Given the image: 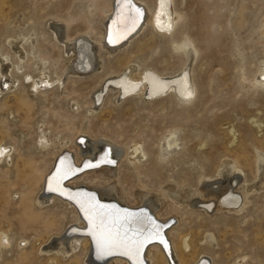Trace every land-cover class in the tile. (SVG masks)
<instances>
[{"label": "rangeland", "instance_id": "374dc122", "mask_svg": "<svg viewBox=\"0 0 264 264\" xmlns=\"http://www.w3.org/2000/svg\"><path fill=\"white\" fill-rule=\"evenodd\" d=\"M175 1L182 15L172 37L153 36L148 25L114 54L100 46L99 62L92 70H79L67 75L62 84L33 92L21 75H38V57L46 59L44 71L50 77L71 64L72 54L53 39L51 26H62L70 42L85 36L100 45L110 0H0V52L8 53L15 63L18 56L8 41L30 31L35 35L32 50L29 40L23 44L27 54L23 70H12L18 80L16 87L0 95V142L13 148L10 161H0V234L11 238L10 246L0 250V264H86L83 249L80 257L68 258L42 252L75 223L71 222L73 213L57 199L39 210L33 204L59 155L57 136L71 138L77 129L83 132L80 136L88 132L90 139L106 137L123 150L114 160L118 188L130 204L136 201L138 186L164 197L161 214L175 218L171 229L175 243L185 234L191 241L187 253L192 256L185 258L186 264L198 256L210 260L212 256L220 264H233L241 257H245L241 264H264V189L247 195L238 213L215 207L204 211L201 196H196L195 206L178 205L167 196L169 186L183 191L200 188L202 179L215 181L226 158L244 170L248 181L255 177L256 153H264V88L252 80L262 60L264 0ZM183 38L190 40L197 54L192 65L197 87L194 103L177 104L173 96L157 104L138 97L117 103L116 91L110 90L96 110L87 114L102 80L123 68L114 63L119 55H131L129 60L133 58L141 69L154 66L169 76L185 61L169 44ZM72 100L79 108L72 109ZM171 129L178 131L179 145L167 149L165 137ZM41 130L52 140L47 149L36 145ZM201 141L205 142L202 147L198 145ZM136 142L146 156L135 165L127 155ZM90 179L99 186L111 182L102 173L89 174L84 180ZM242 187L243 183L236 184L237 192L242 193ZM208 233L216 236L215 246L203 242ZM20 237L28 244L18 246L15 240ZM105 263L118 264V260Z\"/></svg>", "mask_w": 264, "mask_h": 264}, {"label": "bare ground", "instance_id": "6f19581e", "mask_svg": "<svg viewBox=\"0 0 264 264\" xmlns=\"http://www.w3.org/2000/svg\"><path fill=\"white\" fill-rule=\"evenodd\" d=\"M175 2V0H151V2L148 3L146 0H132V3L137 8L141 9L142 16L135 30L129 32L123 39L118 40L116 43L108 42V31L109 26L112 25V21L117 14V0H110L109 2L105 17V29L100 45L92 43L89 38L85 36L70 42L65 36L62 26L52 25L51 30L53 39L61 41V43L64 44L66 52L72 54L71 64L61 73H57L55 70V76L50 77L48 73L44 71L46 59L40 56L37 60L39 69L38 75L33 76L27 72H23L21 80L30 82V87L33 92L41 88H46L47 86L62 84L67 75L78 74L81 70L88 71L95 68L99 62L98 51L100 46L105 47L109 54H114L125 48L130 43L131 39L148 25L151 28V35L162 38L172 37L182 15L181 12L176 9ZM16 25L20 28L23 27L21 23H17ZM262 28L264 33V19L262 21ZM34 37L35 35L30 31L25 36L20 35L18 38H13L8 41L10 49L18 56L15 63L10 61L8 53L0 52V95L16 87L18 80L12 74V70L17 72L23 70V61L27 55L23 44L29 40L30 45H28V47L32 50L33 46H35ZM169 45L173 51L184 55L185 61L180 70L172 75L165 76L162 72L163 70L147 65V67L141 69V65L136 63L137 61H131L133 58L129 60L131 55L125 57L121 54L114 63H116L118 68L121 66H123V68L121 70L118 69L115 75L106 77L102 80L98 89L92 95L93 102L88 108L87 114H89V110L90 112L96 110V105L102 102L105 94L110 90L116 91L117 98L114 102L117 103L125 99L138 97L142 101L148 102V104H157L173 96L178 101L177 104H192L196 99L197 88L192 77V65L196 59V50L190 40L184 38L173 40ZM155 51H157V49ZM163 61L165 62V60ZM52 65L55 67L56 63L53 62ZM116 66L114 69L117 68ZM255 74L252 84L260 86V89L264 88V44H262V60ZM71 107L72 109L79 108V103L76 100H72ZM108 114L109 117H112L111 112ZM79 132H82L81 129H77L71 138H61L57 136L55 141V145H57L56 148L59 150V155H56L58 159L55 158L52 172L55 171L61 158L65 159V163H70L74 169H79L62 182V187L66 189L68 193H92L100 203L115 205L119 209H122L121 207L127 208L130 209L128 210L129 212L139 213L143 210L157 224L161 225V235L165 241L168 240L170 243L168 248V245L165 247L160 240H148L144 244L143 251L141 252L143 264H172L171 261L175 264H186L185 258L192 256V253H187L189 249L191 251V241L188 239V235L185 234L181 236L180 243L176 244L172 236L173 231L171 229L173 227L166 230V224H168L171 219L175 218L170 216L165 217L161 214L164 197L152 194L151 191L144 186H138L135 193L136 201L134 204H130L125 197L122 196L119 190L120 188H118V167L116 166L117 164L115 165V160L124 153L123 150L116 146L115 142L109 138L105 137L104 140H94L95 138L90 139L86 134L88 132H84L82 136L79 135ZM177 132L176 129H171L169 133L167 132L168 135L165 137V147L167 149H172L179 145ZM51 143L52 140L48 133L44 130L39 131L36 145L40 149H47ZM204 144L205 142L201 141L198 145L202 147ZM12 149L11 145L0 142V161H10ZM105 152H107V159L114 161V163L101 162L94 165L93 163H97V161L104 156ZM200 153L202 154V152ZM256 154V174L254 173L255 177L251 181L246 179L244 170H242L234 160L226 158L220 165L218 178L216 180L214 179L215 181L211 182L202 179L200 181V188L183 191L177 190L174 186H169L167 188V196L176 204L186 206H195L198 202L197 197L201 196L202 199L199 197L201 199L199 203L204 205L202 208L204 211H208L215 207V209L218 210L238 213L242 210V205L245 203L243 200L246 199L247 195L264 189V153L258 150ZM145 156V152L139 142L129 147L127 157L131 164H138ZM86 161L90 162L93 166L85 168L84 163ZM51 170L48 176L52 174ZM94 173H102L107 179L110 178L111 182L107 185L105 184V186H99L95 181V183L93 182V179H90V181L84 180L86 176ZM48 176H45L43 179L42 194L33 203L34 206L36 205L35 208L39 210L48 202L57 199L64 203L70 213H73V220L71 222L75 224L71 226V231L68 229L66 232L67 234L54 239L52 242L48 243V245L44 246L42 252L45 251L49 255L68 258L74 255L79 256L83 249L87 255V258L86 256L84 257L86 264H106L105 262L110 259L112 260V258H117L118 264H132L129 257L123 255L121 252H112L109 255L102 256L97 254L95 241L87 231L88 222L84 218V214L80 211L79 205L75 200L69 199L68 195H61L57 191L49 190L47 183ZM70 180L72 181L70 182ZM242 183V193H239L237 192L236 184L240 185ZM31 203L32 202L29 204L31 205ZM32 209L34 210V207ZM41 219L43 220L42 215ZM40 231L42 230H39V235ZM10 239L6 233L3 232L0 234V250L10 246ZM15 241L18 246L21 244H28V240L21 237L17 238ZM203 242L206 245L215 246L217 239L214 234L208 233ZM168 254L171 255V258ZM210 258L211 260L198 256L191 261V264H220L215 261L214 257L210 256ZM104 259L105 261H103ZM244 260L245 257L237 258L233 261V264H241Z\"/></svg>", "mask_w": 264, "mask_h": 264}, {"label": "snow or ice", "instance_id": "6c2138e0", "mask_svg": "<svg viewBox=\"0 0 264 264\" xmlns=\"http://www.w3.org/2000/svg\"><path fill=\"white\" fill-rule=\"evenodd\" d=\"M141 16V9L132 0H117V14L109 26L108 42L116 43L134 31ZM101 162L114 163L107 159V152L97 161L98 164ZM92 166L90 162L84 163L85 168ZM78 170L61 158L55 171L47 178L48 188L61 195H68L69 199L75 200L79 205L88 222L87 231L95 241L98 255L121 252L129 257L132 264H143L141 252L148 240H160L167 247V242L161 235V225L143 210L134 213L115 205L102 204L92 193H68L62 187V182Z\"/></svg>", "mask_w": 264, "mask_h": 264}]
</instances>
